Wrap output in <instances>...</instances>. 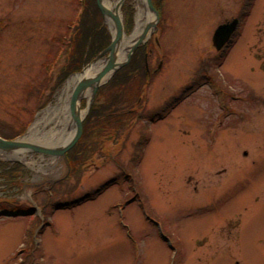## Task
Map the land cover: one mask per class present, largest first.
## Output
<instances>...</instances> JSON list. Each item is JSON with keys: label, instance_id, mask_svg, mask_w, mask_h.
<instances>
[{"label": "rangeland", "instance_id": "1", "mask_svg": "<svg viewBox=\"0 0 264 264\" xmlns=\"http://www.w3.org/2000/svg\"><path fill=\"white\" fill-rule=\"evenodd\" d=\"M145 2L156 25L135 49L146 85L126 127L96 136L77 170L66 157L77 142L64 154L0 156V264H264V0L244 17L245 0H152L158 15ZM113 3L131 35L143 2ZM81 4L0 0V125L24 128L13 139L71 76L109 60H95L106 46L58 78ZM236 17L217 49L216 28ZM115 73L83 99V123L108 105L96 96ZM159 108L165 117L152 119Z\"/></svg>", "mask_w": 264, "mask_h": 264}, {"label": "trees", "instance_id": "2", "mask_svg": "<svg viewBox=\"0 0 264 264\" xmlns=\"http://www.w3.org/2000/svg\"><path fill=\"white\" fill-rule=\"evenodd\" d=\"M250 8L251 0H245L240 16H246L250 12ZM71 26H73V30L69 40L67 39L68 43L66 42L70 45L68 62L61 67V75L58 76V78L61 77L60 79L67 74L78 71L84 63L108 46L111 41V32L103 22V15L96 4V0H83L77 24ZM143 58L142 49H137L130 61L116 71L111 81L99 88L96 101L98 98H104L107 100L108 105L99 106L96 109H92L93 106L91 107L89 115L84 120L83 133L80 139L66 155L68 158L73 155L76 170L87 158L88 152L95 149L96 142H94V138L96 136L104 138L108 132H111V129L122 130L132 120V109L131 107L126 108L130 105H138L140 97L144 93L146 82L142 72L144 69ZM176 102L175 99L173 103ZM115 106L117 110L114 109ZM165 108L169 109L168 102L165 103ZM133 109H136V107ZM160 109L150 115L152 119L156 116H159V118L165 117L164 112L166 110ZM22 129L24 128L22 127L17 132L13 128H4L0 125V136L13 139L23 132Z\"/></svg>", "mask_w": 264, "mask_h": 264}, {"label": "bare ground", "instance_id": "3", "mask_svg": "<svg viewBox=\"0 0 264 264\" xmlns=\"http://www.w3.org/2000/svg\"><path fill=\"white\" fill-rule=\"evenodd\" d=\"M143 6L139 4L138 13H137V26L133 33L127 36L123 33L122 38L118 41L116 47V64L119 65L122 63L123 59L127 56L133 44L137 42L143 34H146L148 31L151 32L152 25H154L156 19L154 14L150 12L146 6V0H141ZM149 4V0H147ZM103 3L109 9H113V0H103ZM150 6V4H149ZM119 15V13L117 12ZM106 21L109 23L111 29L116 34V27L114 20L110 17H106ZM150 29V30H149ZM148 32V33H149ZM107 63L104 60H96L90 65L86 66L81 72L71 76L69 80L64 84L61 91L58 94L57 101L46 108L40 116L37 117L34 125L26 136L20 139V141L31 144V145H44V146H56L62 149L64 145L69 143L74 137L76 118L72 111V96L74 95L77 85L83 79H93L99 71H101ZM118 70V69H117ZM116 70V71H117ZM114 71L106 73L100 80L103 82L111 77ZM98 84L93 82L86 87H84L78 95L76 101V113L83 119L89 109V105L93 98L94 86ZM83 99H87L88 106L81 110V104ZM54 123L55 125H50ZM50 125V127H47ZM77 131V127H76ZM62 147V148H61ZM14 152L11 154H0L3 158H21L19 154H32L34 151L31 147H19L13 149ZM54 159V158H53ZM14 231L18 230L14 226Z\"/></svg>", "mask_w": 264, "mask_h": 264}, {"label": "water", "instance_id": "4", "mask_svg": "<svg viewBox=\"0 0 264 264\" xmlns=\"http://www.w3.org/2000/svg\"><path fill=\"white\" fill-rule=\"evenodd\" d=\"M98 6L102 12V15L104 17V20H106L107 16H110L115 23V27H116V34H114L113 36V40L110 43V45H108L103 51H101L98 56L95 58V60L97 58H99L100 56H102L104 53L106 52H110L109 54V60L107 61V64L104 66V68L98 72V74H96V76L93 79H83L80 81V83L77 85L73 98H72V111L73 114L76 118V123H77V131L75 136L72 138V140L66 145L64 146L62 149H52V148H48V147H44V146H40V145H31V144H27L24 143L18 139H7V138H3L0 136V148L1 149H16V148H21V147H31V149H33L34 151H40V152H44V153H60V154H64L65 151L67 149H69L70 147H72L80 138L81 134H82V130H83V119L80 118V116L76 113V101L79 95V92L86 86L93 84V82H96L98 84H96L94 86V94L96 93L99 85L101 84L100 80L101 78L108 72L110 71H116L120 66L123 65V63H120L119 65L116 64V47H117V43L118 41L122 38V35L124 33V25L123 22L120 18V16L113 10L109 9L108 7H106V5L103 3V0H97ZM149 4H150V8H152L153 10H155L157 12L158 15V11L155 9V7H153V3L152 0H149ZM159 17V16H158ZM238 18H234L229 22H225L220 24L213 35V43L216 46L217 49H221L225 43L228 42V40L230 39L232 33L236 30L237 26H238ZM156 25V23H155ZM146 34H143V36L134 43V45L132 46V48L130 49L129 53H128V58L127 61L129 60V58L131 57L132 53L135 51V49L141 44V42L144 40ZM147 66V65H146ZM147 70L148 67H147ZM113 72V73H114ZM92 102V101H91Z\"/></svg>", "mask_w": 264, "mask_h": 264}]
</instances>
